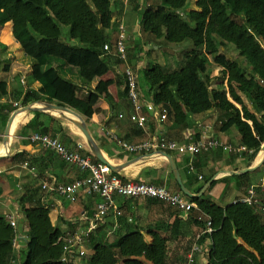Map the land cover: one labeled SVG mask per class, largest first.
Listing matches in <instances>:
<instances>
[{
	"label": "trees",
	"instance_id": "obj_1",
	"mask_svg": "<svg viewBox=\"0 0 264 264\" xmlns=\"http://www.w3.org/2000/svg\"><path fill=\"white\" fill-rule=\"evenodd\" d=\"M128 3L130 13L139 20L141 39L136 52L148 54L146 66L138 69L141 88L161 110H167L168 119L180 128H188L198 114L219 110L223 116L221 129L235 126L242 144L252 149L251 155L255 156L264 143V0H131ZM119 9H124L121 0H0V25L11 22L14 37L34 59L32 74L41 84L42 98L58 100L85 112L96 103L99 93L90 90L81 98L79 85L65 70L76 71L86 83L110 70L112 51H106L104 44H113L115 40L114 23ZM65 35L71 47L91 51L95 58L88 65L69 64L57 54ZM230 43L237 49L235 56L228 53ZM178 46H183L184 55L177 64L166 54L165 63L152 58V52L158 48L174 50ZM132 49L135 51L136 46ZM129 56L137 58L135 52ZM210 57L222 67L224 77L218 88L212 87L207 70ZM0 87L5 91L6 83L0 82ZM126 99L131 106L127 90ZM87 154L98 160L89 150ZM171 176L176 192L194 202L195 211L185 213L162 201L171 208L166 221L147 226L132 223L126 230H118L112 241L104 233L105 224H101L86 243L84 259L88 264L122 261L170 264V242L184 235L186 224L203 228L205 220L198 218L203 212L212 219L214 228L203 238L211 239L209 264H264L263 215L241 201L223 207L205 194L189 197L182 192L172 171ZM185 184L188 185L186 181ZM24 208L28 264H65L61 260L64 235L51 221L45 196H31ZM14 240L9 218L0 216V264H13Z\"/></svg>",
	"mask_w": 264,
	"mask_h": 264
},
{
	"label": "crops",
	"instance_id": "obj_2",
	"mask_svg": "<svg viewBox=\"0 0 264 264\" xmlns=\"http://www.w3.org/2000/svg\"><path fill=\"white\" fill-rule=\"evenodd\" d=\"M121 1L124 3V9H119L120 14L115 18V32H117L118 21L124 20L128 36L127 45L130 53L128 54L132 56L135 52L137 56V58L129 56V63L138 71L146 66L147 61L143 56L144 51L140 54L136 52L139 51L137 43L141 39L139 20L137 15L130 13L129 3ZM12 28L11 22L0 25V82L6 83L5 91H2L0 87V216H15L18 220L21 234L16 242L17 262L15 264H28L30 259L27 249L28 224L24 205L29 204L31 196H45L51 221L64 236L69 232L87 228L90 218L97 209V204L102 201L98 195H87L81 192L78 200L71 202L63 196L42 189L44 180L50 181L55 178L60 182L70 183L76 178L85 177L88 173L80 170L75 164L65 162L55 151L31 141L30 136L34 132H44L58 137L68 148H75L78 143L84 142L86 148L83 152L87 154L89 150L80 130L63 116V114L69 115V112L45 108L46 103L63 105L78 113L88 124L104 154L112 162L119 164L141 157L136 163L118 172L120 176L166 185L172 191H176L175 181L171 176V166L165 158L152 153L148 155L149 153L124 152L107 136V131L115 130L128 141L166 137L188 142L191 138H196L198 132L209 126V131L225 142L237 146L244 145L235 126L225 131L221 129L223 116L216 109L194 116L188 128H180L170 119L161 120L159 112L145 111L148 120L146 128L138 127L130 120L132 107L126 99L123 75L125 64L117 61L114 49L109 54L113 58L110 70L91 83L84 82L76 71L65 70L79 85L78 95L81 98L86 97L90 90L99 93L96 103L88 110L80 112L58 100H44L40 91L41 84L32 74L35 61L21 48L13 35ZM135 46L136 50L133 51L132 48ZM57 54L72 66L88 65L96 56L91 51L71 47L66 35L57 47ZM224 83L227 84V80ZM141 90L142 99L152 101L150 94L142 88ZM16 102L18 106L15 105ZM27 106L32 108L28 109ZM237 106L241 108V105L237 104ZM11 117L14 119L6 140V129ZM5 149L6 152H4ZM169 153L174 156L184 183L187 182V187L193 194L200 196L205 194L206 198L225 207L246 197L249 189L253 188L259 203L250 206L264 216L262 209V206L264 207V148L261 147L255 156L248 151L233 153L223 149H214L194 156ZM25 161H29L36 167L35 173L22 166ZM189 164L195 167L192 173L187 170ZM199 175L203 177L200 179ZM115 197L122 210V216L111 213L102 223L105 224L104 233L111 241L115 239L118 230H126L128 226H132V223L147 226L152 222L166 221L169 218L171 208L162 201L154 202L145 197L134 199L119 195ZM192 211H195V208ZM203 228L191 223L183 227L184 235L170 242V264H181L184 261L187 264V253L194 242L192 236L201 232ZM204 236L200 239L204 252L197 254L194 264H209L207 254L211 239H203ZM84 257L78 259V264H88Z\"/></svg>",
	"mask_w": 264,
	"mask_h": 264
},
{
	"label": "built area",
	"instance_id": "obj_3",
	"mask_svg": "<svg viewBox=\"0 0 264 264\" xmlns=\"http://www.w3.org/2000/svg\"><path fill=\"white\" fill-rule=\"evenodd\" d=\"M124 1L128 3L131 0ZM127 38L126 24L124 20H119L113 44L105 43L104 49L106 51H112L114 49L115 55L125 64L123 69L125 87L132 106L130 120L138 127L146 128L148 120L145 111L159 112L161 120H167L168 113L166 109L161 110L153 101H145L142 99L138 71L129 63ZM15 105L18 106V102ZM208 127L206 126L198 132L196 138H191L188 142H181L177 139L166 137H150L138 141H128L121 137L115 130L107 131V136L116 142L122 151L132 154L152 153L158 155L161 151H166L168 153L175 152L179 155L189 154L194 156L214 149H223L224 151L233 153L241 151L252 153L253 150L249 149L246 145L237 146L216 137L209 131ZM30 139L32 142L38 143L44 148L55 151L65 162L75 164L80 170L88 172L85 177L76 178L70 183L60 182L55 178L50 181L44 180L41 185L42 189L49 193L63 196L71 202H76L81 192L87 195H98L102 198V201L97 204V209L90 218L88 227L69 232L64 236L61 260L65 264H78V259L83 258L87 254L86 243L88 242L89 235L100 224L104 223L105 218L111 213L117 216L122 214V210L116 202V195L125 198H157L186 213L196 208L194 202L182 193L170 190L166 185H158L134 179L124 180L109 164L95 160L91 155L84 153L83 150L86 148L84 142L78 143L75 148L71 149L58 137L47 133L34 132L30 136ZM22 166L33 173L36 171V167L29 161L23 162ZM188 171L189 173L195 171L193 164L188 165ZM202 177L203 175H199L200 179ZM237 201L247 203L248 205L259 203V199L256 197V192L253 188L249 189L246 197ZM262 209L264 210L263 206ZM8 217L11 225L14 227V246L16 247L17 239L21 234L18 220L15 216ZM198 218L205 220V226L201 232L192 236L194 242L187 253V264H194L197 254L204 252V247L200 243L202 236L211 234L214 231L213 221L210 217L205 213H201ZM16 262L17 258L14 257L12 263L15 264Z\"/></svg>",
	"mask_w": 264,
	"mask_h": 264
},
{
	"label": "water",
	"instance_id": "obj_4",
	"mask_svg": "<svg viewBox=\"0 0 264 264\" xmlns=\"http://www.w3.org/2000/svg\"><path fill=\"white\" fill-rule=\"evenodd\" d=\"M46 106H44L45 108H53V109H58V110H62V111H68L69 113H73L75 115L76 118H73L67 114H63V116L65 118H67L68 120L72 121L73 124L80 130L81 134L83 135L85 142L89 148V150L91 151V153L97 157L101 162L109 164L112 169L116 172H120L121 170H124L125 168L129 167L130 165L136 163L138 160L141 159V157H136L133 159H130L126 162L123 163H114L112 162L103 152V150L101 149V147L99 146V144L97 143V141L95 140L94 136L92 135L88 124L84 121V119L78 114L76 113L74 110L63 106V105H57V104H52V103H46ZM28 109H31L32 107L27 106ZM14 117H11L6 129V140H8L9 137V133H10V127L12 125ZM262 148H264V143L262 145ZM148 155H152L151 153H149ZM158 156H161L162 158H165L172 169V172L174 174V177L177 181V183L179 184L182 192L184 194H186L187 196L190 197H194V196H200L193 194L188 187L185 185L184 180L182 178V175L180 173V170L178 168V165L176 163V160L174 158V156L166 151H161Z\"/></svg>",
	"mask_w": 264,
	"mask_h": 264
},
{
	"label": "rangeland",
	"instance_id": "obj_5",
	"mask_svg": "<svg viewBox=\"0 0 264 264\" xmlns=\"http://www.w3.org/2000/svg\"><path fill=\"white\" fill-rule=\"evenodd\" d=\"M68 29L67 27H65V32H67ZM231 44V43H230ZM231 47L228 49V53L232 56H235L237 52V49L236 47L231 44L230 45ZM184 49H183V46H178L176 47L174 50H172L171 48H158V50L156 51H153L152 52V58H154L155 60H160L162 63H165V54L168 56V58L174 63V64H177L179 61H181V59L183 58V55H184ZM236 52V53H235ZM144 53V59H145V55L148 56V54H146L145 52ZM159 54V55H158ZM207 67L210 71V75L212 77V87H220L222 85V81L223 80V72H222V67L221 66H218L213 58L210 57V60L207 64Z\"/></svg>",
	"mask_w": 264,
	"mask_h": 264
},
{
	"label": "bare ground",
	"instance_id": "obj_6",
	"mask_svg": "<svg viewBox=\"0 0 264 264\" xmlns=\"http://www.w3.org/2000/svg\"><path fill=\"white\" fill-rule=\"evenodd\" d=\"M25 114V113H24ZM70 116H72V117H74V118H76L75 117V115L73 114V113H68ZM15 122H16V120H15ZM15 122H14V124H15ZM14 132V131H13ZM3 152V151H2ZM4 152H6V149H5V151Z\"/></svg>",
	"mask_w": 264,
	"mask_h": 264
}]
</instances>
